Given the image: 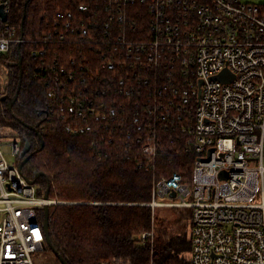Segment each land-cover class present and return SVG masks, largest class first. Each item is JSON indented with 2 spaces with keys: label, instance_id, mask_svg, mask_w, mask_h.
Instances as JSON below:
<instances>
[{
  "label": "built area",
  "instance_id": "1",
  "mask_svg": "<svg viewBox=\"0 0 264 264\" xmlns=\"http://www.w3.org/2000/svg\"><path fill=\"white\" fill-rule=\"evenodd\" d=\"M10 5L0 0V56L25 44L51 55L40 66L45 122L117 140L154 173L166 143L178 145L190 161L154 175L152 216L188 209V264H264V1L98 0L58 9L37 36L12 23ZM8 139L19 161L24 141ZM1 140L0 264H34L53 201Z\"/></svg>",
  "mask_w": 264,
  "mask_h": 264
},
{
  "label": "trees",
  "instance_id": "2",
  "mask_svg": "<svg viewBox=\"0 0 264 264\" xmlns=\"http://www.w3.org/2000/svg\"><path fill=\"white\" fill-rule=\"evenodd\" d=\"M96 1L11 0L9 17L27 36H37L44 19L54 16L58 9H74L80 3ZM31 47H20V69H10L9 60L0 56V63L8 67L6 89L11 94L21 73L20 91L11 109L0 101V123L10 128L12 137L26 138L36 150L22 172L28 177H33L35 171L44 172L35 181L40 193L48 178L49 197L65 201L50 206L49 236L54 248L68 264H188V258L182 256L190 249L185 234H171L167 228L156 227L153 240L141 235L150 231L156 220L159 223L146 204L151 200L154 175L185 169L189 154L177 153L178 145L166 143L164 157L157 160L154 173L146 165L138 167L140 161H146L144 156L136 153L128 158L117 140L109 142L92 133L73 135L61 123L45 122L44 117L39 120L38 112L46 105L40 66L47 65L51 55L43 60L33 57ZM38 47L46 51L49 48L41 44ZM13 57L18 58V53L12 52L10 59ZM20 120L33 126L40 121L37 128L43 145L38 134ZM56 261L61 264L57 257Z\"/></svg>",
  "mask_w": 264,
  "mask_h": 264
},
{
  "label": "rangeland",
  "instance_id": "3",
  "mask_svg": "<svg viewBox=\"0 0 264 264\" xmlns=\"http://www.w3.org/2000/svg\"><path fill=\"white\" fill-rule=\"evenodd\" d=\"M245 2L251 3H261L264 0H243ZM9 78L8 67L4 63H0V91H5L6 83ZM0 134L3 137L1 140V150L5 153V157L10 163L18 162L17 157L11 153V146L9 145L8 136H13L14 133L7 126H1L0 123ZM12 138V137H11ZM53 203L51 205H56L58 203H63L65 201L58 200L54 197H49ZM49 205V208L50 206ZM188 209L179 207H158L154 209L153 217L158 218L153 224L150 231H153V235L150 236L151 240L155 238V228H167L171 234H185L187 238L189 237L190 231V220ZM162 224V225H161ZM161 225V226H160ZM188 252H185L182 256L187 258ZM32 258L34 264H59L56 261L54 253L48 247L45 249L37 250L32 253ZM119 264V263H116ZM121 264H127V262H121Z\"/></svg>",
  "mask_w": 264,
  "mask_h": 264
},
{
  "label": "water",
  "instance_id": "4",
  "mask_svg": "<svg viewBox=\"0 0 264 264\" xmlns=\"http://www.w3.org/2000/svg\"><path fill=\"white\" fill-rule=\"evenodd\" d=\"M2 13V7H0V14ZM25 12L23 13V16H22V19H21V25H23L24 23V20H25ZM3 19H6V14L3 13ZM21 55L20 53H18V61L15 62L17 63V65L19 66V68L21 67ZM15 63H12V64H15ZM226 72V70H224V72H222L221 74H219L217 76V78H222V75ZM20 85H21V73L19 75V81H18V84H17V88L14 92L13 95H3L1 97V99H5L7 100V104H8V107L11 108V106L13 105V103L15 102V100L17 99L18 97V94H19V91H20ZM21 123H23L24 125H26L28 128L32 129L33 131H35L40 140H41V145H43V139H42V135L41 133L39 132L38 130V126L40 124V121L37 122L34 126L31 125V124H28L26 123L25 121L23 120H20ZM30 149H31V145L29 143V141L25 138L24 139V144H23V147H22V150H21V153H20V160L18 161V167L20 170H22V167L23 165L27 162V160L36 152L35 151H31L30 152ZM41 175H45L44 172L42 171H38L34 174L33 177H28L26 175V177L28 178V180L31 182V183H34L36 181V179L41 176ZM221 175L223 176V173H221ZM171 196H175V192H171L170 194ZM43 196L45 198H48L49 197V181H48V178H47V186L43 192ZM43 211H44V217H43V227H44V231H45V241H46V246L51 249V251L55 254V256L59 259V261L61 262V264H68L64 258L58 253V251L54 248L51 240H50V236H49V224H50V208H49V205L45 204L43 206Z\"/></svg>",
  "mask_w": 264,
  "mask_h": 264
},
{
  "label": "flooded vegetation",
  "instance_id": "5",
  "mask_svg": "<svg viewBox=\"0 0 264 264\" xmlns=\"http://www.w3.org/2000/svg\"><path fill=\"white\" fill-rule=\"evenodd\" d=\"M18 61V58H11L10 60H9V65L12 67V68H10V69H15L16 67L18 68V69H20L19 68V66L17 65V63H15V62H17ZM12 63H15V64H12ZM19 75V74H18ZM19 81V80H18ZM5 94H7V95H13V94H11V91H10V89H8L6 92H2V93H0V101H2V102H5V104H6V106H7V109H11V108H9L8 107V104H7V100H3V99H1V97L3 96V95H5ZM12 107V106H11ZM44 113H45V108H41L40 109V111L38 112V116H39V120H42L43 119V117H44ZM28 124H31V123H28ZM32 125V124H31ZM1 126H3V125H1ZM26 126V125H25ZM4 127V126H3ZM29 130H31V131H33L32 129H30V128H28ZM12 136H8L7 138H11ZM0 138L2 139L3 137L1 136V134H0ZM12 138H15V137H12ZM31 151H35V150H33L32 148L30 149V152ZM37 171H35V173H36ZM34 173V174H35ZM33 174V175H34Z\"/></svg>",
  "mask_w": 264,
  "mask_h": 264
},
{
  "label": "bare ground",
  "instance_id": "6",
  "mask_svg": "<svg viewBox=\"0 0 264 264\" xmlns=\"http://www.w3.org/2000/svg\"><path fill=\"white\" fill-rule=\"evenodd\" d=\"M51 203V202H50ZM52 204V203H51Z\"/></svg>",
  "mask_w": 264,
  "mask_h": 264
}]
</instances>
